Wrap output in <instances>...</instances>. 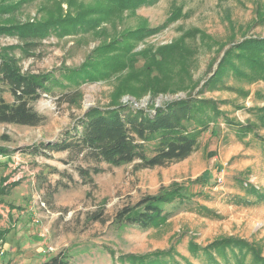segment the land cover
<instances>
[{
    "label": "rangeland",
    "instance_id": "374dc122",
    "mask_svg": "<svg viewBox=\"0 0 264 264\" xmlns=\"http://www.w3.org/2000/svg\"><path fill=\"white\" fill-rule=\"evenodd\" d=\"M12 1L21 2L13 12L18 19L40 16L43 0ZM259 10H264V0H151L135 13L126 12L114 26L106 23L107 34L113 35L145 26L148 35L134 50L156 49L180 40L189 49L188 55L172 67L173 76L168 84L171 90L157 96L148 92L139 100L128 93L121 101L138 107L152 102L160 106L185 95L184 89L189 90L194 82L203 85L209 76V63L221 46L226 44L214 69L229 48L230 40L242 39L247 31L264 36V26H253ZM96 36L94 33L67 36L43 57L25 58L23 68L37 72L61 66L63 62L79 66L100 43L102 37ZM16 43L15 37L0 36V47ZM138 63L143 65L144 60ZM243 82L249 90L247 97L239 99L244 107L229 115L237 121L256 124L255 131H230L222 114L212 116L199 149L188 159L168 167L141 170H136L133 163L104 164L105 171L95 176V185L86 183L74 165L64 163L67 152H53L48 157L33 154L32 146L41 140H58L79 114L92 106H106L119 83L116 77L81 85L83 98L79 106L62 99L74 86L54 84L53 91L44 93L35 103L47 117L39 126L0 123V145L12 149L10 154L0 155V188L6 177L3 186H9L8 193L0 192V229L5 230L4 239L0 238V264H43L57 254H62L69 264H132L123 261V257L172 245L179 253L174 257L180 264H186L183 257L204 264L189 249L191 237L202 245L226 235L264 243V197L248 191L237 179L251 169L250 181L264 187V81ZM1 95L7 102L15 100L3 86ZM216 96L234 98L236 94ZM222 110H232V106ZM48 166L58 167L78 181L77 185L71 183L69 189L59 191L51 205L44 202L46 191L38 188L37 177L45 175L55 184L60 175L50 172ZM173 181L181 184L184 198L167 195L140 205L129 215L120 213L146 195L159 194L162 186ZM201 205L215 209L220 217L200 214L197 209ZM101 208L109 217L107 223H87V213ZM154 213L165 217L166 222L156 225ZM39 232L45 235L38 236ZM244 261L253 264L249 255Z\"/></svg>",
    "mask_w": 264,
    "mask_h": 264
},
{
    "label": "trees",
    "instance_id": "16d2710c",
    "mask_svg": "<svg viewBox=\"0 0 264 264\" xmlns=\"http://www.w3.org/2000/svg\"><path fill=\"white\" fill-rule=\"evenodd\" d=\"M150 1L43 0L39 8L40 16L22 21L13 15L21 2L0 0V36L18 39L16 44L0 47V123L39 126L45 123L47 117L39 112L35 103L44 93L52 92L54 84L74 86L62 95V99L79 106L83 98L81 85L116 77L119 83L106 106H92L79 114L74 124L64 129L58 140H41L32 146L33 154L48 157L53 152H67L68 158L63 159L64 163L74 165L84 181L91 185H95V176L105 171L104 164L122 166L133 163L136 170H141L168 167L188 159L199 149L212 116L222 114L230 131H255L256 124L237 121L229 114L244 107L239 99L247 97L249 90L243 81H264V36L258 32L249 34L247 31L242 39L230 40L229 48L214 69L226 44L221 46L209 63V76L205 83L200 85V81L194 82L189 90L184 89V96L180 95L160 106L152 102L146 107H138L134 103L121 101L128 93L139 100L148 92L157 96L171 90L168 84L173 76L172 67L189 53L182 40L156 49L134 50L148 35L145 26L116 32L115 35L107 34L106 23L114 26L126 12L135 13ZM253 26H264V10L258 11ZM89 33L102 39L79 66L63 62L53 69L37 72L24 70L22 61L25 58L43 57L50 47L59 46L65 37ZM141 59L144 60L143 65L138 63ZM2 86L10 90L15 99L13 102L4 100ZM227 92L236 94V97L216 96L217 93ZM229 106H232V110H222ZM2 137L9 138L6 135ZM11 152L8 146L0 145V155ZM79 161L84 163L77 164ZM48 168L50 172L60 175L55 184L45 175L37 177L38 188L46 191L44 202L51 205L59 191L69 189L71 183L77 185L78 181L58 167ZM252 175L253 171L249 169L237 179L248 191L264 197V187L251 182ZM7 180L8 177L2 179L0 192L3 194L9 192L8 184L3 186ZM181 187L179 182L173 181L169 186H162L159 194L146 195L139 202L128 204L120 213L129 215L140 205L162 200L167 195L184 198ZM197 211L210 218L220 217L215 209L206 205L199 206ZM152 219L156 225L166 222L165 217L155 213ZM108 220L104 208L87 213V223L106 224ZM4 233L2 231L0 235L3 237ZM262 243L226 235L202 245L191 237L189 249L204 264H245L247 255L252 257L253 264H264ZM175 253L178 252L172 245L143 255L128 254L123 261L132 264H180L174 257ZM183 258L186 264H196L193 259ZM43 264L69 263L62 259V254H57Z\"/></svg>",
    "mask_w": 264,
    "mask_h": 264
},
{
    "label": "built area",
    "instance_id": "2783aa9c",
    "mask_svg": "<svg viewBox=\"0 0 264 264\" xmlns=\"http://www.w3.org/2000/svg\"><path fill=\"white\" fill-rule=\"evenodd\" d=\"M45 235V232H39L38 233V236H44Z\"/></svg>",
    "mask_w": 264,
    "mask_h": 264
},
{
    "label": "crops",
    "instance_id": "0c3cea01",
    "mask_svg": "<svg viewBox=\"0 0 264 264\" xmlns=\"http://www.w3.org/2000/svg\"><path fill=\"white\" fill-rule=\"evenodd\" d=\"M2 231H5L4 229H0V232H2ZM0 238L3 240L4 239V236L2 237L1 235H0Z\"/></svg>",
    "mask_w": 264,
    "mask_h": 264
},
{
    "label": "water",
    "instance_id": "95a60500",
    "mask_svg": "<svg viewBox=\"0 0 264 264\" xmlns=\"http://www.w3.org/2000/svg\"><path fill=\"white\" fill-rule=\"evenodd\" d=\"M184 96V95H183Z\"/></svg>",
    "mask_w": 264,
    "mask_h": 264
}]
</instances>
